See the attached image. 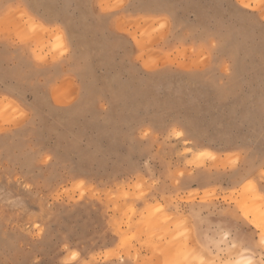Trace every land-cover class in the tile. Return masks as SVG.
<instances>
[{
	"label": "rangeland",
	"instance_id": "obj_1",
	"mask_svg": "<svg viewBox=\"0 0 264 264\" xmlns=\"http://www.w3.org/2000/svg\"><path fill=\"white\" fill-rule=\"evenodd\" d=\"M0 43V264H264V0H0Z\"/></svg>",
	"mask_w": 264,
	"mask_h": 264
},
{
	"label": "crops",
	"instance_id": "obj_2",
	"mask_svg": "<svg viewBox=\"0 0 264 264\" xmlns=\"http://www.w3.org/2000/svg\"><path fill=\"white\" fill-rule=\"evenodd\" d=\"M72 47L71 65H76L78 48ZM11 51L6 45L0 43V94L8 96L26 97L29 84V65L27 60H23V52H15L20 64L16 66L9 63L8 56ZM33 72L39 74V70L33 68Z\"/></svg>",
	"mask_w": 264,
	"mask_h": 264
},
{
	"label": "bare ground",
	"instance_id": "obj_3",
	"mask_svg": "<svg viewBox=\"0 0 264 264\" xmlns=\"http://www.w3.org/2000/svg\"><path fill=\"white\" fill-rule=\"evenodd\" d=\"M200 152H201V154L208 153L207 151H204V150H202ZM263 215L264 214H260V216L256 215V218L253 220V222L258 223L257 226H259V228L264 226V216Z\"/></svg>",
	"mask_w": 264,
	"mask_h": 264
},
{
	"label": "snow or ice",
	"instance_id": "obj_4",
	"mask_svg": "<svg viewBox=\"0 0 264 264\" xmlns=\"http://www.w3.org/2000/svg\"><path fill=\"white\" fill-rule=\"evenodd\" d=\"M179 135V134H178Z\"/></svg>",
	"mask_w": 264,
	"mask_h": 264
}]
</instances>
